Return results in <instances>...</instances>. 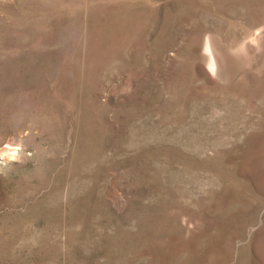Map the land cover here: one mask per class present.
I'll return each mask as SVG.
<instances>
[{
  "label": "rangeland",
  "instance_id": "374dc122",
  "mask_svg": "<svg viewBox=\"0 0 264 264\" xmlns=\"http://www.w3.org/2000/svg\"><path fill=\"white\" fill-rule=\"evenodd\" d=\"M0 264H264V0H0Z\"/></svg>",
  "mask_w": 264,
  "mask_h": 264
},
{
  "label": "bare ground",
  "instance_id": "6f19581e",
  "mask_svg": "<svg viewBox=\"0 0 264 264\" xmlns=\"http://www.w3.org/2000/svg\"><path fill=\"white\" fill-rule=\"evenodd\" d=\"M119 23H120V22H119ZM121 25H123V24H121ZM215 70H216V69H215ZM4 149H5V148H4ZM2 156H3V154H2ZM2 156H1V157H2ZM3 157H4V156H3Z\"/></svg>",
  "mask_w": 264,
  "mask_h": 264
}]
</instances>
